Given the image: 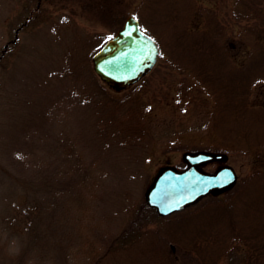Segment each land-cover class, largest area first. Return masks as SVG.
Wrapping results in <instances>:
<instances>
[{
    "label": "rangeland",
    "instance_id": "374dc122",
    "mask_svg": "<svg viewBox=\"0 0 264 264\" xmlns=\"http://www.w3.org/2000/svg\"><path fill=\"white\" fill-rule=\"evenodd\" d=\"M205 13L231 66L184 49L171 64ZM129 14L160 54L114 91L92 54ZM203 57L211 92L181 65ZM200 149L224 152L202 167L231 165L235 184L158 215L151 180ZM166 247L178 264H264V0H0V264H165Z\"/></svg>",
    "mask_w": 264,
    "mask_h": 264
},
{
    "label": "water",
    "instance_id": "95a60500",
    "mask_svg": "<svg viewBox=\"0 0 264 264\" xmlns=\"http://www.w3.org/2000/svg\"><path fill=\"white\" fill-rule=\"evenodd\" d=\"M158 53L154 40L140 29L135 17L128 15L115 34L93 53V68L110 87L120 90L148 73ZM183 159L185 168L161 167L145 191L147 205L159 215L179 210L205 194L223 192L236 182L237 174L231 165H221L214 171L202 168L207 162L225 160V153L187 151Z\"/></svg>",
    "mask_w": 264,
    "mask_h": 264
},
{
    "label": "trees",
    "instance_id": "16d2710c",
    "mask_svg": "<svg viewBox=\"0 0 264 264\" xmlns=\"http://www.w3.org/2000/svg\"><path fill=\"white\" fill-rule=\"evenodd\" d=\"M210 14L211 13H205V16L207 18L201 17L202 19H204L201 22V24L200 23L196 24V27L194 28L189 27V26L187 28L183 27L181 29V32L177 34L178 42L175 45H173L174 57L168 54V57L170 58V60H172L171 64L178 63V61L175 62V60L177 56L179 57L178 52L181 49H184L188 52H194V53L198 52L203 56H205L206 54L212 55V57H214L215 60L221 59L223 62H226L229 64L230 62L229 56L224 55L220 49L224 34L222 30L220 29L217 30L216 28L212 27V22H211L212 19H211ZM186 37L187 39L185 40ZM161 49L165 50L163 47ZM204 59H205L204 57L201 59H198V62L196 63L197 68H194V69H193V65H190V64L188 65L181 64V65L184 67V69H189L194 75L193 77H195V79H193L191 82L192 86L196 84L199 87H202L207 91L210 90L211 92V89L208 88L206 83L209 82V85L213 87L211 83V78L213 81H215L216 79L214 76L215 75L218 76V75L213 73V69L211 68L212 66H210L209 63L208 64L205 63ZM180 62H183V61L180 59ZM229 65L231 66V63ZM230 69L233 70V72L235 73V76H238V78L241 79V82H243L246 71H244L243 69L239 70L238 68L236 72L234 67H231ZM216 82L218 81L216 80ZM242 84L244 85L243 87L241 85L240 93L238 92L237 94L235 93L233 96H231L232 99L237 101L236 107L241 108V109L245 108V104L247 103L246 98L248 94L245 83L243 82ZM183 91L185 90L183 89ZM218 97H219V99L217 98L219 100L218 103L223 106L224 100H221L222 99L221 94H219ZM221 134L223 135L222 132ZM213 150H223V149L216 147V148H213ZM165 250H166L165 264H178L176 259L174 257H171V254L169 253V250L167 247L165 248ZM153 264H156V263H153Z\"/></svg>",
    "mask_w": 264,
    "mask_h": 264
},
{
    "label": "snow or ice",
    "instance_id": "6c2138e0",
    "mask_svg": "<svg viewBox=\"0 0 264 264\" xmlns=\"http://www.w3.org/2000/svg\"><path fill=\"white\" fill-rule=\"evenodd\" d=\"M227 182H230V181H225V183H227Z\"/></svg>",
    "mask_w": 264,
    "mask_h": 264
}]
</instances>
